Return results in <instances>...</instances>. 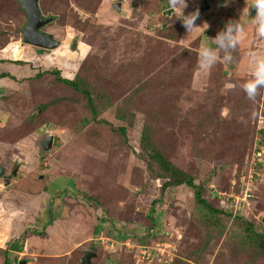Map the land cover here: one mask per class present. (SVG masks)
<instances>
[{"label": "rangeland", "instance_id": "1", "mask_svg": "<svg viewBox=\"0 0 264 264\" xmlns=\"http://www.w3.org/2000/svg\"><path fill=\"white\" fill-rule=\"evenodd\" d=\"M249 2L187 0L184 14L199 8L197 25H209L202 34L186 32L179 9L166 14L168 0H39L59 45L37 50L21 41L19 2L0 0V58L25 62L0 63V264L2 240L21 246L10 260L30 264H78L84 249L97 253L92 264H264L233 220L264 232V89L249 99L241 88L264 40L241 16L247 37L234 60L208 70L199 58ZM50 68L90 83L95 119ZM143 126L221 213L205 220L189 187L162 189L141 152Z\"/></svg>", "mask_w": 264, "mask_h": 264}, {"label": "trees", "instance_id": "2", "mask_svg": "<svg viewBox=\"0 0 264 264\" xmlns=\"http://www.w3.org/2000/svg\"><path fill=\"white\" fill-rule=\"evenodd\" d=\"M43 16H50V15L46 14ZM50 17H52V20L55 18V16H50ZM35 48L37 50H43L42 48H39V47H35ZM3 62L11 63V64L25 63L20 58H18L17 55L14 57H10V58H0V63H3ZM45 72L54 74L58 81L66 84L71 89L82 94L85 98V106L91 113V118L95 119V117L98 115V109L96 108L94 104V99L91 94L92 88H91L90 83L87 80H85L84 78H80L79 76H74L73 78H64L61 76L59 68H50L48 70L46 69ZM5 76L7 75L0 74V77H5ZM117 115L119 119H123V115L121 114V112L118 111ZM116 130L120 132V134L124 137V140L126 141L125 128L120 126V127H117ZM151 131H152L151 128L148 126L142 127L139 144H140L141 152L146 157L148 164L157 166V171H155V173H156V177L161 182L162 189L168 188V187H177L180 185H185L189 187L193 191L195 205L199 207L200 209H202L203 211H205L203 212L205 220H209L212 214L214 215L216 213H221L222 210L214 208L208 201L205 200V198L202 196L203 187L200 184H197L194 182L193 176L181 170L179 167H177L162 153V151L159 148H157L154 145L150 137ZM261 132L264 133V130H261ZM258 149L260 151L259 147L256 148V150ZM262 163H263L262 160H258L255 163V165L259 166ZM52 217H54V215ZM52 217L48 220L49 223L52 221ZM55 217L59 218L60 217L59 213L56 214ZM233 220L234 222H237L241 227L242 234L239 238L240 244L249 248L252 251V253L255 254V256H264V232L260 230L255 231L254 224L245 220L242 217L234 216ZM3 241L4 240H2V243H5L4 244L5 248L3 249V255H4L3 263L12 264V262L15 261V264H17L19 260H16L15 256L13 258V261L10 260L8 258V254L9 252H12V251L15 254L21 251V246L14 242L11 244H8L7 240L5 242ZM143 241L144 240H140V242H143ZM95 243L96 242H93L91 244V247L94 250H96ZM26 264H30V263L26 261Z\"/></svg>", "mask_w": 264, "mask_h": 264}, {"label": "clouds", "instance_id": "3", "mask_svg": "<svg viewBox=\"0 0 264 264\" xmlns=\"http://www.w3.org/2000/svg\"><path fill=\"white\" fill-rule=\"evenodd\" d=\"M230 0H224V6H228ZM187 7V0H168V7L172 12L179 9L178 17L186 29L190 32L195 28H200L201 33L209 27L207 23L197 25L200 19L199 8L193 9L188 14H184ZM250 9L254 10V15H250ZM241 16L249 17L254 25L255 38L264 40V0H250L242 9L238 19H229L225 22L222 30H219L214 40L215 47L204 46L199 52L200 63L205 69L211 70L222 58L225 62L231 63L234 60L233 52L247 37L246 24ZM251 63V72L241 85L243 92L249 99H255L260 89H264V55L250 50L248 53Z\"/></svg>", "mask_w": 264, "mask_h": 264}, {"label": "water", "instance_id": "4", "mask_svg": "<svg viewBox=\"0 0 264 264\" xmlns=\"http://www.w3.org/2000/svg\"><path fill=\"white\" fill-rule=\"evenodd\" d=\"M19 2V5L21 9L25 12L27 16L26 23L24 26L20 29V37L21 41L23 43L39 47V48H45L50 49L54 48L59 45V41L56 40L52 34L40 31L39 28L44 26L45 24H48L52 17L50 16H43L40 8L38 6L39 0H17ZM115 8H119V4H114ZM209 7V4L207 1H204L201 8ZM171 9H168L165 11L166 14L171 13ZM53 136L51 134H48L45 136V138L41 141V149L42 150H48L51 147ZM16 171V168L12 171L14 174ZM4 173V168L0 166V177ZM5 185L8 184L7 181L4 182ZM264 221V219H263ZM97 253L90 249H84L82 252V255L80 257L78 264H91L92 258L96 257ZM17 264H26L25 260H19Z\"/></svg>", "mask_w": 264, "mask_h": 264}, {"label": "flooded vegetation", "instance_id": "5", "mask_svg": "<svg viewBox=\"0 0 264 264\" xmlns=\"http://www.w3.org/2000/svg\"><path fill=\"white\" fill-rule=\"evenodd\" d=\"M40 31H44L42 27L39 28ZM45 32V31H44ZM48 33V32H47ZM32 46V45H31Z\"/></svg>", "mask_w": 264, "mask_h": 264}]
</instances>
